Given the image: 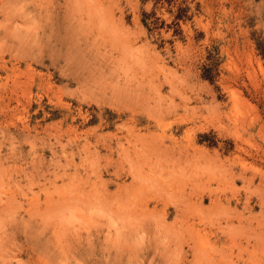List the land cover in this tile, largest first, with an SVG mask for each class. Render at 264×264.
Masks as SVG:
<instances>
[{
  "label": "rangeland",
  "instance_id": "rangeland-1",
  "mask_svg": "<svg viewBox=\"0 0 264 264\" xmlns=\"http://www.w3.org/2000/svg\"><path fill=\"white\" fill-rule=\"evenodd\" d=\"M257 46L264 0H0V264H264Z\"/></svg>",
  "mask_w": 264,
  "mask_h": 264
},
{
  "label": "trees",
  "instance_id": "trees-1",
  "mask_svg": "<svg viewBox=\"0 0 264 264\" xmlns=\"http://www.w3.org/2000/svg\"><path fill=\"white\" fill-rule=\"evenodd\" d=\"M144 21V20H142ZM144 25V24H143ZM257 50L259 51V53L261 54L262 57H264V49L262 47H259L257 46ZM216 55V52L214 51H209V53L207 54V61H208V64L207 65H204L202 68H201V74H200V77L203 79V80H206L208 81L210 84L213 83V77H212V72H213V69L216 65V61L214 60V56Z\"/></svg>",
  "mask_w": 264,
  "mask_h": 264
}]
</instances>
